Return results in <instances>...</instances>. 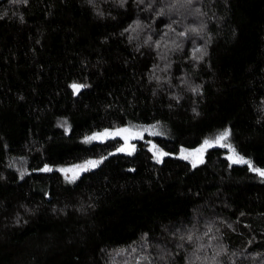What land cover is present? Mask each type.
<instances>
[{
	"label": "trees",
	"instance_id": "1",
	"mask_svg": "<svg viewBox=\"0 0 264 264\" xmlns=\"http://www.w3.org/2000/svg\"><path fill=\"white\" fill-rule=\"evenodd\" d=\"M119 2L0 0V264H264V0Z\"/></svg>",
	"mask_w": 264,
	"mask_h": 264
},
{
	"label": "rangeland",
	"instance_id": "2",
	"mask_svg": "<svg viewBox=\"0 0 264 264\" xmlns=\"http://www.w3.org/2000/svg\"><path fill=\"white\" fill-rule=\"evenodd\" d=\"M120 1V2H119ZM138 1V0H137ZM119 4L122 3V0H118ZM137 31H135L136 35ZM121 129H127L128 131L122 132L119 135L116 133ZM170 130L161 124H154V125H137V124H130L122 128H117L113 130H105L99 133L92 134L91 136L87 137L84 141L86 145H91L94 143H104L108 140H115L120 139L123 142V146L120 151L121 153L125 154H134L136 151V144L135 141L142 140L145 137H169ZM218 135H214L213 137H210L208 141L214 142L216 140V137ZM216 144V143H212ZM153 153L155 155V158L157 160L161 159V154L157 152L153 148ZM186 155V154H185ZM185 159H188L191 162H198L200 158V155H188L184 157ZM98 162L95 161H89L84 164H79L73 167L65 168L60 170V172L65 177L66 181L69 182V184H73L77 179L86 171L91 170L97 166ZM185 237V236H184ZM186 238V237H185ZM183 236L180 237V240H183Z\"/></svg>",
	"mask_w": 264,
	"mask_h": 264
},
{
	"label": "snow or ice",
	"instance_id": "3",
	"mask_svg": "<svg viewBox=\"0 0 264 264\" xmlns=\"http://www.w3.org/2000/svg\"><path fill=\"white\" fill-rule=\"evenodd\" d=\"M15 2V0H14ZM24 3L27 2V0H23ZM189 2H191V0H189ZM193 31H195V29H193ZM183 34V33H182ZM196 51H200V49H197ZM71 87L78 91L81 87H83V85H79V84H72ZM128 131L127 129H121L119 130L116 134L119 135L120 133L122 132H126ZM230 132L228 130H225L223 133H221L218 137H216V140L214 142H210L208 140H205L204 141V145L205 146H209L211 147L212 146V143H219L221 140H224L226 139L228 136H229ZM203 148V146H202ZM123 150V149H121ZM202 149H197L196 151L199 152L201 151ZM234 162H243V163H248L247 161H244L242 158L237 160V161H234ZM251 166V165H250ZM254 171L258 172L261 176H264V170H261V169H253ZM189 239H191V237H189Z\"/></svg>",
	"mask_w": 264,
	"mask_h": 264
}]
</instances>
